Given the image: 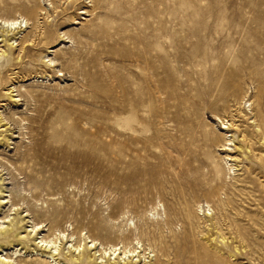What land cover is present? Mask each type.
<instances>
[{"label":"rangeland","instance_id":"374dc122","mask_svg":"<svg viewBox=\"0 0 264 264\" xmlns=\"http://www.w3.org/2000/svg\"><path fill=\"white\" fill-rule=\"evenodd\" d=\"M0 220V264H264V0H0Z\"/></svg>","mask_w":264,"mask_h":264},{"label":"bare ground","instance_id":"6f19581e","mask_svg":"<svg viewBox=\"0 0 264 264\" xmlns=\"http://www.w3.org/2000/svg\"><path fill=\"white\" fill-rule=\"evenodd\" d=\"M23 20L24 19H19V18H11V19H5L4 20V23L7 25V26H11V28H13V29H16L17 27H21L22 26V22H23ZM26 22V21H25ZM1 221V220H0ZM1 223H4V221H2ZM58 238V237H57ZM57 238L56 239H49L48 241L45 239V240H43L42 239V241H44L41 245L43 246H45L44 248H47V247H49V256L50 257H52V258H54V260L56 261V258L54 257L55 256V254H58L59 253V248H60V244L58 243V240H57ZM74 245V244H73ZM80 245H77L76 246V248H78ZM108 248H110V250H112L113 251V253H115L116 252V250L118 249L116 246H110V247H108ZM51 249H53L52 251H51ZM128 251H130V250H128ZM128 251H126V250H123V254L124 255H126L127 254V252ZM121 252V251H120ZM119 252V253H120ZM128 256H130V255H128ZM4 259H8L7 258V256H6V258H4ZM6 261L4 260L3 261V259H2V264H6L5 263ZM20 264V263H19Z\"/></svg>","mask_w":264,"mask_h":264}]
</instances>
